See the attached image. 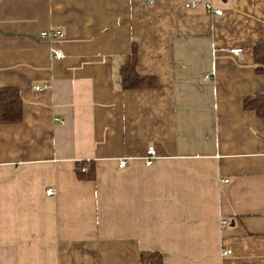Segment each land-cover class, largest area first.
Wrapping results in <instances>:
<instances>
[{
  "label": "crops",
  "instance_id": "1",
  "mask_svg": "<svg viewBox=\"0 0 264 264\" xmlns=\"http://www.w3.org/2000/svg\"><path fill=\"white\" fill-rule=\"evenodd\" d=\"M209 1L222 16L184 0H0V89L23 100L22 122L0 125V264H264V119L242 109L264 94V0ZM133 45L154 88H120Z\"/></svg>",
  "mask_w": 264,
  "mask_h": 264
},
{
  "label": "trees",
  "instance_id": "2",
  "mask_svg": "<svg viewBox=\"0 0 264 264\" xmlns=\"http://www.w3.org/2000/svg\"><path fill=\"white\" fill-rule=\"evenodd\" d=\"M254 62L257 72H263L264 66V44L258 42L253 49ZM138 61V50L136 45L132 46V52L125 57L120 69V88L122 91L151 89L156 85L153 78L140 77L136 73ZM245 112H253L258 119H264V94H256L247 97L242 102ZM23 119V100L21 93L15 88L0 89V125H17ZM83 168L87 172H81ZM75 174L79 180L93 181L95 179V164L90 161L77 163ZM139 264H162V258L158 253L141 252Z\"/></svg>",
  "mask_w": 264,
  "mask_h": 264
},
{
  "label": "built area",
  "instance_id": "3",
  "mask_svg": "<svg viewBox=\"0 0 264 264\" xmlns=\"http://www.w3.org/2000/svg\"><path fill=\"white\" fill-rule=\"evenodd\" d=\"M199 6H202L204 11L211 16H215V17H219L222 16L223 12L220 9H217L213 6V4L208 0H184L183 2V8L185 10H195L197 9ZM40 38L44 39L45 41H48L50 43L52 42H57L60 40L64 39V33L61 30L58 29H49L46 31H43L40 33ZM50 52L52 53V56L54 58V60H61L64 58V55L62 53V51L60 50H50ZM233 57L238 58L240 56V54L242 53L241 49H233L229 52ZM210 76H205V80L208 81L210 80ZM34 90L39 91L40 88L39 87H34ZM54 121H58L57 119H55ZM61 123V122H60ZM155 151L153 147H148L146 152H145V157H144V164L146 167H149L152 165L154 158H155ZM118 168L119 169H124L126 168V161L125 160H121L118 162ZM81 172H87L86 168H83L81 170ZM225 183H227V181H225ZM45 194L47 196H53L54 192L51 189H48ZM222 226H226L227 222L226 221H222L221 222ZM231 251L229 250H222V255L223 256H227L230 255Z\"/></svg>",
  "mask_w": 264,
  "mask_h": 264
}]
</instances>
